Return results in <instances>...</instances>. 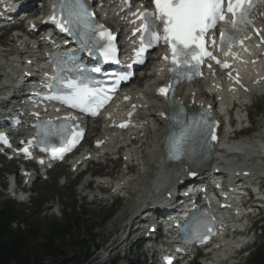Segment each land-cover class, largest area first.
Instances as JSON below:
<instances>
[{
  "label": "snow or ice",
  "instance_id": "6c2138e0",
  "mask_svg": "<svg viewBox=\"0 0 264 264\" xmlns=\"http://www.w3.org/2000/svg\"><path fill=\"white\" fill-rule=\"evenodd\" d=\"M155 5V12L145 11L140 13L145 23L142 26L144 35L141 37L142 41L147 40L145 46L141 47L143 52L147 47H152L153 42H158L163 39L171 46L172 51V71L177 72L176 65H188L190 61H195L191 65L192 68H197L202 62L203 57L207 56L215 59L213 54L208 51L205 44V35L210 29L217 27L220 21H227L225 9L232 14V19L227 21L233 28L245 23H251L248 19L250 9L253 6V0H153ZM59 7L61 19L58 20L55 11ZM91 13L84 6L83 0H58V6H54V15L50 17L58 24L63 31H70L71 27L79 24L87 25ZM155 17V20L152 19ZM156 21L163 24V34L161 35L155 29L157 27ZM67 25V27H66ZM102 27V26H100ZM103 37L107 35L109 44L103 50L105 59H111L115 52L111 41L114 37L111 33L101 32ZM234 37L230 36L226 29L220 31V41L222 46H226ZM215 44V40H212ZM167 59V57H165ZM217 63H221L217 61ZM227 67V64H224ZM99 72L100 69L96 68ZM70 87L74 92L66 97H56L63 99L72 107L83 108L84 110L93 111V109L86 106V102L91 99L97 100V107L102 106L105 98L100 96L99 92L71 83ZM171 90V86L160 88L159 92L165 96ZM194 129L187 126L172 140V148L179 152L182 146L191 138ZM79 133H75V138L72 140L70 147L78 142ZM215 139V137H213ZM210 230V229H209Z\"/></svg>",
  "mask_w": 264,
  "mask_h": 264
},
{
  "label": "rangeland",
  "instance_id": "374dc122",
  "mask_svg": "<svg viewBox=\"0 0 264 264\" xmlns=\"http://www.w3.org/2000/svg\"><path fill=\"white\" fill-rule=\"evenodd\" d=\"M10 38H11L10 36H7L5 38V42L8 43ZM10 47L12 49L7 53L11 54L12 56H10L9 59L11 60V62H17L19 59L17 56V52L12 46ZM1 62H3V60H0V63ZM150 83H151L150 81H146L143 89L149 90ZM138 86H140V82L137 81L135 84H133L132 87H138ZM261 102L258 103V106L254 105L251 109L253 118L257 119V121H254L253 128L255 130L258 129L259 131L254 135L255 137L261 136V131L262 129L264 130V100ZM247 163H251V168L254 170L260 169L259 166L254 165L251 161ZM118 165H120V163ZM100 167L102 168L103 166L100 165ZM10 168L11 165H6L5 167V169L7 170H9ZM90 169H95V167L90 166ZM67 177L69 181H74L75 184L78 183V179H75L73 176L67 175ZM134 177H136V175H134ZM82 181L80 182V186L82 185ZM0 183L6 184V179L2 174H0ZM33 186L34 189L39 194V198L41 200L44 199L47 201L46 203L43 204V209L41 208L43 212L39 213L38 215H36V217H34L35 224L39 223L40 226H43L51 222V220H63V216L59 214L60 212H58L56 209V201L58 199L60 202V203L58 202L59 211L61 209V206L67 208L74 206L75 213H82L85 215L82 225H80L81 228L79 229L80 238H84L85 236L84 232H86L90 236L89 238L86 237V240L87 239L94 240L93 244L96 246V248H94V246L91 247L89 252H85V250L82 251L83 253H86L87 256H89V259L86 263L91 262L90 264H128L125 259L121 258L123 256H126L125 255L126 241L120 244L117 247V249H114L113 252H111L110 248H108V244L110 243V241H109V237H108L109 233L107 229L110 227V223L115 220V217H117V215L120 214V211L122 209L120 208L122 207L121 205L122 202H119V204H117L115 208H110L108 207V201L105 200L103 201V207L100 208L101 205H94L89 202V200H91L92 197L91 195H88L84 199L80 198L79 193L80 194L84 193L83 191L80 190V186H78L77 188H75V186L72 185L70 187H66V186L58 187L59 184L56 183V180L53 177H50L46 181L38 180L34 183ZM5 197H7V195L0 191V202ZM24 205L25 206L22 205L19 206L21 207V209H25L28 207L29 209L26 210L27 214H29L31 211H34V207H32V203L29 202L28 204H24ZM105 232L108 234H106ZM63 252L66 254V256L63 259L59 260V263L63 262V264H74L75 259L78 256V252H79L77 246L66 244L63 248ZM118 257L120 259H117ZM133 259H136L137 261L138 256L134 254L132 260ZM46 263L51 264L49 259L46 260Z\"/></svg>",
  "mask_w": 264,
  "mask_h": 264
},
{
  "label": "trees",
  "instance_id": "16d2710c",
  "mask_svg": "<svg viewBox=\"0 0 264 264\" xmlns=\"http://www.w3.org/2000/svg\"><path fill=\"white\" fill-rule=\"evenodd\" d=\"M32 221V215H26L13 204L0 206V264H47L48 259L51 264H63L59 263L66 256L63 243L78 233L76 230L82 224L81 219L67 217L64 222L49 224L45 231ZM13 223L16 227L11 226ZM19 224L24 225V229ZM41 235L44 239L39 241ZM93 241L75 238L74 244L79 252L74 264L91 263H86L89 256L82 251L89 252L93 246L96 248ZM249 264H264V247L255 252Z\"/></svg>",
  "mask_w": 264,
  "mask_h": 264
},
{
  "label": "bare ground",
  "instance_id": "6f19581e",
  "mask_svg": "<svg viewBox=\"0 0 264 264\" xmlns=\"http://www.w3.org/2000/svg\"><path fill=\"white\" fill-rule=\"evenodd\" d=\"M163 130V128L161 129V131ZM154 143V142H153ZM159 143V135L157 136V140L156 143ZM142 153V158L146 159L148 154L146 152H144V148L142 150H140ZM117 162V161H116ZM115 162V163H116ZM143 164L145 165L146 162L145 160H143ZM134 167L133 165H131V168ZM151 166H149V170L143 172V173H138L136 175V182L135 185L136 186V190H134L132 192L134 197H137L139 193H145V190H147V188H145V185L147 184V180L148 178L151 176V172L152 170H150ZM153 169V167H152ZM98 189L101 191H109V188L105 185H99ZM91 203L94 205H102V199L99 198H95L93 200H91ZM120 214L117 215V217H115V220L112 221L110 223V227L107 229L108 233H109V241L110 243L108 244V248H110V251L113 252L114 249H117V247L123 242L125 241L127 238L125 237L126 232H130V228L128 229V215L131 212V205H129V202H125L123 204ZM119 208V209H120ZM119 213V212H118ZM106 233V232H105ZM106 233V234H108ZM103 234V233H102ZM102 236V235H101ZM107 238V237H106ZM107 244V243H106ZM117 244V245H116ZM107 248V247H105ZM116 254V252H115ZM118 256V253H117ZM114 259V258H113Z\"/></svg>",
  "mask_w": 264,
  "mask_h": 264
}]
</instances>
